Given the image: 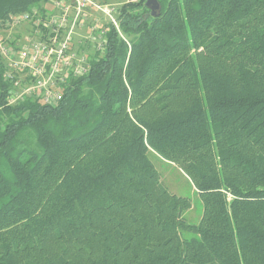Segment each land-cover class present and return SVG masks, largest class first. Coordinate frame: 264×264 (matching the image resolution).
<instances>
[{
    "label": "trees",
    "instance_id": "trees-1",
    "mask_svg": "<svg viewBox=\"0 0 264 264\" xmlns=\"http://www.w3.org/2000/svg\"><path fill=\"white\" fill-rule=\"evenodd\" d=\"M48 1L0 0V21ZM146 1L55 105L10 103L0 58V264H264V0Z\"/></svg>",
    "mask_w": 264,
    "mask_h": 264
},
{
    "label": "built area",
    "instance_id": "built-area-1",
    "mask_svg": "<svg viewBox=\"0 0 264 264\" xmlns=\"http://www.w3.org/2000/svg\"><path fill=\"white\" fill-rule=\"evenodd\" d=\"M52 4L58 13L44 25L47 28L46 33L40 39L33 40L30 37L12 48L6 43L7 40L0 36V58L7 78L12 79L15 72H24L28 79L26 87L19 94L10 95V103L31 97L39 98L42 104L55 105L61 100L65 79L70 75L76 77L85 73L87 58L71 52L70 43L86 9L93 8L107 19V23H97L91 29L98 33L100 40L97 42L96 52H102L104 49L102 28L106 24L118 28L116 19L112 16L117 10L98 5L93 0H54ZM34 13L35 11L16 14L11 16L9 21L13 25L27 23ZM42 26L37 27L41 30ZM90 40H95L93 34Z\"/></svg>",
    "mask_w": 264,
    "mask_h": 264
},
{
    "label": "rangeland",
    "instance_id": "rangeland-1",
    "mask_svg": "<svg viewBox=\"0 0 264 264\" xmlns=\"http://www.w3.org/2000/svg\"><path fill=\"white\" fill-rule=\"evenodd\" d=\"M52 1L54 0L41 3L40 6L36 7L33 10L35 11L33 18L27 23L13 25L9 19L4 22L0 21V36L4 40H7L6 43L12 48L19 46L30 37L33 40L40 39L41 36L46 33L47 28L44 25L49 22L51 17H54L58 13L56 9H54ZM93 1L98 5H102L104 7L107 6L108 9L117 10L124 4L137 2L138 0ZM112 16L115 18L116 14L114 13ZM97 23H107V19L99 11L93 8L86 9L72 36L70 43L71 52H74L78 56L84 57L85 59L94 55L97 50V42L100 40L98 38V33L91 31V29L95 27ZM38 25H43L41 30L37 27ZM92 34L95 38L94 41L90 40ZM11 80L14 81L15 85L11 93L19 94L28 83V79L24 72L13 73ZM149 159L159 173L162 185L168 190V192L177 197L189 199L192 204V208L185 212L184 217L188 223L197 224L201 216L200 201L189 179L172 163L164 161L155 155V153H149Z\"/></svg>",
    "mask_w": 264,
    "mask_h": 264
},
{
    "label": "water",
    "instance_id": "water-1",
    "mask_svg": "<svg viewBox=\"0 0 264 264\" xmlns=\"http://www.w3.org/2000/svg\"><path fill=\"white\" fill-rule=\"evenodd\" d=\"M145 6L149 9L150 14H146L145 18L148 17L149 15L154 16L156 12L159 11V5L156 2V0H147L145 2Z\"/></svg>",
    "mask_w": 264,
    "mask_h": 264
}]
</instances>
